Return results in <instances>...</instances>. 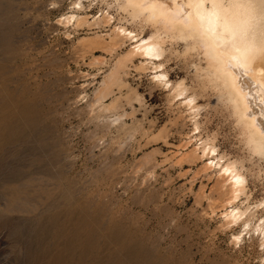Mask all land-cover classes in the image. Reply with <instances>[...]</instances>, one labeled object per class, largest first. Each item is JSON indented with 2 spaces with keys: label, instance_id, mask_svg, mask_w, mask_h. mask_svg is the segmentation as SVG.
Instances as JSON below:
<instances>
[{
  "label": "rangeland",
  "instance_id": "obj_1",
  "mask_svg": "<svg viewBox=\"0 0 264 264\" xmlns=\"http://www.w3.org/2000/svg\"><path fill=\"white\" fill-rule=\"evenodd\" d=\"M127 16L114 0H0V264H264L259 237L236 242L243 227L224 223L216 170L189 152L210 139L244 166L243 208L264 200V159L195 85L200 57L182 41L167 38L164 67L201 92L200 135L141 58L109 80L133 45L112 49L111 29L154 30Z\"/></svg>",
  "mask_w": 264,
  "mask_h": 264
},
{
  "label": "bare ground",
  "instance_id": "obj_2",
  "mask_svg": "<svg viewBox=\"0 0 264 264\" xmlns=\"http://www.w3.org/2000/svg\"><path fill=\"white\" fill-rule=\"evenodd\" d=\"M114 1L132 21L140 25L150 23L154 30L149 36H142L123 25L111 29L108 42L112 49L119 47L125 40H132L133 45L115 62L109 80L119 76L127 60L141 58L140 69L151 67L154 70L153 81L168 88L169 98L179 101L180 107L183 105L188 109L194 129L198 130L195 133L200 135L198 115L204 107L198 104L197 93L201 92L190 87L185 79L171 81L164 67V44L167 38L182 41L185 54L195 52L200 57V62L195 64L198 81L195 85L201 91L210 88L215 92L223 106L235 117L248 150L252 155L264 159V21L255 22L250 12L239 7L249 0ZM77 3L79 9L84 8L82 1ZM86 17L73 13L64 20L70 22L75 19L77 24H82L89 22ZM113 18L115 15L107 10L95 17L93 22L98 25L109 24ZM108 85V80H105L104 86ZM201 140L189 155L191 158H205L204 168L216 170L217 181L225 195L221 217L229 227H243L241 232L234 235V240L242 241L246 231L257 235L261 244L264 243V217L254 222L257 212L264 208V200L252 207L243 208L238 204L242 195L249 192L244 166L237 160L226 159L225 155L219 154L215 141Z\"/></svg>",
  "mask_w": 264,
  "mask_h": 264
},
{
  "label": "clouds",
  "instance_id": "obj_3",
  "mask_svg": "<svg viewBox=\"0 0 264 264\" xmlns=\"http://www.w3.org/2000/svg\"><path fill=\"white\" fill-rule=\"evenodd\" d=\"M239 7L250 12L255 22L264 21V0H249L247 3L240 4ZM261 248L264 249V243L261 244Z\"/></svg>",
  "mask_w": 264,
  "mask_h": 264
},
{
  "label": "snow or ice",
  "instance_id": "obj_4",
  "mask_svg": "<svg viewBox=\"0 0 264 264\" xmlns=\"http://www.w3.org/2000/svg\"><path fill=\"white\" fill-rule=\"evenodd\" d=\"M200 4H203V3H200ZM213 4H215V3H213ZM149 51H151V49H149ZM158 58V57H157Z\"/></svg>",
  "mask_w": 264,
  "mask_h": 264
}]
</instances>
